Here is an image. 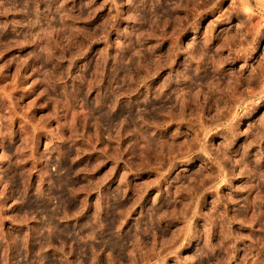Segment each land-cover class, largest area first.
I'll list each match as a JSON object with an SVG mask.
<instances>
[{"label": "clouds", "instance_id": "9594fccd", "mask_svg": "<svg viewBox=\"0 0 264 264\" xmlns=\"http://www.w3.org/2000/svg\"><path fill=\"white\" fill-rule=\"evenodd\" d=\"M225 2L81 0L75 8L66 7L69 0H20L19 6L0 0V14L24 15L0 24V36L10 26L22 36L4 44L0 56L33 46L18 63L19 83L6 71L12 60L0 65V78L10 80L0 96L8 105L0 136H12L9 117H19L17 132L28 142L22 158L0 153L15 166L0 175V213L12 205L27 209L24 218H13L12 231L0 234V247L17 253L11 264H45L49 248L59 255L48 264H131L130 249L137 259L152 254L158 264L168 257L173 264H264V122L242 131L264 108V76L249 71L264 55V4L231 0L222 11ZM245 3L257 11L245 14ZM217 13L205 30V18ZM30 59L37 66L21 75ZM229 81L241 90L256 85L251 111L242 104L234 113ZM218 105L226 109L219 112ZM33 109L47 111L37 118ZM94 153V164L76 166ZM146 175L155 179L139 186ZM29 234L40 246L31 256ZM154 240L156 248L164 244L159 256ZM243 241L249 243L237 260ZM180 250L194 254L177 256Z\"/></svg>", "mask_w": 264, "mask_h": 264}, {"label": "rangeland", "instance_id": "374dc122", "mask_svg": "<svg viewBox=\"0 0 264 264\" xmlns=\"http://www.w3.org/2000/svg\"><path fill=\"white\" fill-rule=\"evenodd\" d=\"M12 3H16L17 6L20 5V0H11ZM100 0H97V3H99ZM81 3V0H75V3H72V0H69V4L66 5V7H75L79 8ZM117 3H119V0H117ZM257 5L264 4V0H256ZM231 5V0H226V2L222 6V11L226 10ZM45 7L44 4H41V8ZM127 5L122 4L120 5V11L127 14ZM242 11L245 14H254L257 11V8H253L250 3H245L242 5ZM4 9H0V13H3ZM103 15L98 12L97 17H99L98 22H102L104 18H106L108 13V7L106 6L102 10ZM220 13H217L215 16H208L203 21V27L205 30H207L208 25L212 24L213 21L216 20V16H218ZM24 18V15L19 12H8L6 15L0 14V24L7 23L9 21L13 20H22ZM235 23V22H234ZM82 26V25H81ZM219 27V25H218ZM17 31H21L20 29H17ZM22 39L21 37H17L16 33H14L11 30V26L4 32L2 36H0V51H3L4 44H6L9 41ZM33 50V46L31 45H22L21 47L17 48H11L9 51L4 52L3 56H0V65H3L8 60H12V64L9 65V67L6 69L9 78L16 79L17 83H19L18 78L16 77V69L18 66V63L20 60H23L25 57L29 56V53ZM99 49H97V54H99ZM15 58V59H13ZM261 61H264V55H258L255 58L254 62H250V68L249 71L252 72L255 75L264 76V66L261 65ZM37 65L33 63V61L30 59L27 64L23 68L20 69L21 75H27V73L32 72V69L36 67ZM32 77H29V80ZM10 80L8 78H0V96L3 95V92L6 90L5 86L8 85ZM162 82V80H161ZM225 87L231 91L236 97V103L234 105L233 111L234 113H238L241 111V106L243 104V110L245 111H251L252 108L255 107V103L253 102V96L257 94V87L253 83H249L245 86L244 89H239V86L236 84L231 83V81L227 82L225 84ZM37 87V91H38ZM247 93V98H244V93ZM13 97L19 95V89L13 91L11 93ZM31 97H25L24 102L26 103L28 100H30ZM226 109V105H218L217 111L223 112ZM33 112H35V115L37 118L44 115L47 110H36L33 109ZM8 112V105L6 102H0V119H4V117L7 115ZM207 115L205 112L199 113V119L203 121L204 116ZM11 119V128H12V136H0V153H11L16 152L17 158H22L24 156V153L28 151V142L25 141L24 137L22 135H19L17 132V129L20 126V118L19 117H9ZM261 122H264V108H261L258 112H253L250 116L249 120L245 123L244 129L242 131L246 132L248 128L252 127L253 125H258ZM195 135V134H193ZM251 137H249L247 140H244L242 144H246L250 141ZM122 145L125 143L124 141L121 142ZM260 147H264V141H261ZM41 147H43V144H41ZM64 147H67V145H62L61 150H63ZM257 145H254L251 151L254 153L256 150ZM33 154H35V147H33ZM127 155V154H126ZM95 156L96 154H93V158L89 160L87 154L85 156H82L79 161H77L78 167H87L90 163H95ZM24 167L30 168L31 167V161L25 159L24 161ZM39 167V164L37 165ZM110 167L109 165L102 166V168L99 170L98 175H104L107 173L108 169ZM15 166L10 164L8 160H0V175H4L5 177L12 174V170H14ZM120 173L123 174V169L120 170ZM33 179H36V174H32ZM155 179V175H146L144 178L139 181V186H146L151 183L152 180ZM243 182V181H241ZM223 190V189H222ZM149 192H151V189H149ZM132 195V193H130ZM153 198H156L155 193H152ZM255 195V193H253ZM95 197V193H92L89 197V200L92 201ZM14 198V197H13ZM8 204L12 203V200L9 199L7 201ZM147 209H145L146 211ZM197 210H199V205L197 206ZM210 210V207L209 209ZM27 209L19 207L17 205H12L10 209L6 208L2 213H0V216L8 217V219H0V234H8L10 231H12L13 225H14V219H20L25 217ZM140 211V206H137L136 213L138 214ZM232 213L230 212L229 215ZM34 223V222H33ZM128 223L125 224V229L128 228ZM257 225H254V227H258ZM235 228V226H233ZM244 234L248 235V230H244ZM249 243L248 241H243L237 245V251L235 252V256L237 260H240V258L245 253L244 245ZM156 241H153V248L154 253L159 256L163 252L164 244L161 242L160 247L156 248ZM39 244H36L32 238L31 234H29L28 237V243L27 248L29 255H34L36 252H39ZM194 252H185V251H177V256H189L193 255ZM17 253L11 248H2L0 247V264H4L5 257L8 258V264H11V260L14 256H16ZM59 255L57 253H54L53 249L49 248L45 253H42V256L44 257L45 264H48L49 260L53 259L54 256ZM150 253L143 252L141 253V256L143 259H137L136 257V250L130 249L129 250V257L131 260V264H158L157 261L151 260ZM76 254L73 253L72 256H70L69 260H74ZM104 256V253H101V257ZM165 264H173V258L168 257L165 260ZM235 264V261L233 262Z\"/></svg>", "mask_w": 264, "mask_h": 264}]
</instances>
